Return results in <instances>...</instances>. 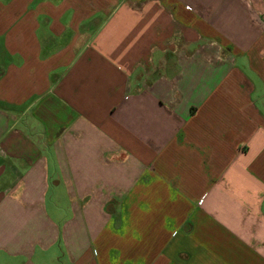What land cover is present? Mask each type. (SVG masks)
Returning a JSON list of instances; mask_svg holds the SVG:
<instances>
[{
	"label": "crops",
	"instance_id": "crops-1",
	"mask_svg": "<svg viewBox=\"0 0 264 264\" xmlns=\"http://www.w3.org/2000/svg\"><path fill=\"white\" fill-rule=\"evenodd\" d=\"M0 264H264V0H0Z\"/></svg>",
	"mask_w": 264,
	"mask_h": 264
}]
</instances>
